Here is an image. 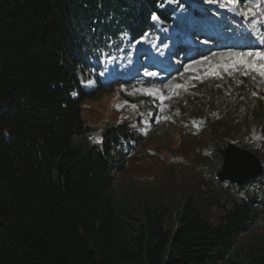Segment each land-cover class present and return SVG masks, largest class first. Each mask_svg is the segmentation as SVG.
I'll return each mask as SVG.
<instances>
[{
	"label": "trees",
	"instance_id": "trees-1",
	"mask_svg": "<svg viewBox=\"0 0 264 264\" xmlns=\"http://www.w3.org/2000/svg\"><path fill=\"white\" fill-rule=\"evenodd\" d=\"M162 1L0 0V264H264V173L243 187L214 176L230 126L204 133L211 156L167 170L189 175L170 185L184 189L170 223L165 206L121 183L120 146L141 144L129 125L107 127L101 147L89 137L82 105L101 93L79 88L89 58L124 29L140 37L153 11L168 23Z\"/></svg>",
	"mask_w": 264,
	"mask_h": 264
},
{
	"label": "rangeland",
	"instance_id": "rangeland-1",
	"mask_svg": "<svg viewBox=\"0 0 264 264\" xmlns=\"http://www.w3.org/2000/svg\"><path fill=\"white\" fill-rule=\"evenodd\" d=\"M149 36L146 35V39ZM128 39L129 37L125 35L121 46ZM205 58L207 59V56L194 61L193 65L199 66L198 62L203 61ZM211 63L210 60L207 61V64ZM92 66L94 67V63ZM211 69L207 73L211 74ZM190 70L181 71L174 77L179 81L182 79L189 80V88L180 92L181 95H184V98H175L170 102L172 110L166 111L164 105L159 106L156 103V106H159L161 115L165 119H169L164 120V122L161 121L154 129L149 118L144 115L143 110L138 107L136 102L128 99L125 95V88L118 84L107 86L105 90L95 96L85 97V104L88 107H85V105L82 107L83 120L87 126L91 127L89 136L96 146H102L104 130L110 126L128 123L131 128L144 131L148 137L145 141V149L142 147L141 150L135 151L136 158L134 160L139 163L133 164L131 162L128 172L122 175L120 180H122L121 183L126 184L131 181L130 183H134L133 186H138L140 194L149 195L147 198L150 201L165 206L169 223L180 210L179 204L184 197L182 185L173 189H170V185L173 184L174 186L175 183H179L183 179L186 181L189 175L185 174L187 172H184V170L181 172L174 170L173 175L169 176L167 170L171 166L174 169H179L183 163L187 164L182 167H187L191 164V160L194 161L196 157L211 155V144L207 137L203 136V132L208 130L210 126L220 130H226V127L230 126L228 128L230 133L229 143L233 142L236 147L251 150L254 153L256 149H259L260 124H257L253 115L256 99L251 95L250 87L253 83L262 82L264 76H261L258 71L247 70V66H245L242 68L235 67L228 73L217 71L218 76L204 77V82L194 83L189 78ZM238 71L247 73L246 77L243 76L245 74L240 75ZM142 88L137 87V93L135 94V90H132L130 92L131 96H140L138 91ZM163 89L164 87H161V90ZM148 103L154 106L152 101H144L142 104L147 113L151 114L152 109ZM118 105H123L125 108L117 110L116 106ZM200 106L201 108L198 110ZM140 116L147 120V125L138 121ZM198 117L202 118V123L194 128L191 119ZM146 148L155 151L154 156L148 155V152L145 153ZM192 148L195 152L191 154L189 150ZM164 176H168V178L164 180ZM169 179L172 181H169ZM260 227H262L261 232L263 233L264 219ZM246 257V255L241 258L234 257L233 264H249Z\"/></svg>",
	"mask_w": 264,
	"mask_h": 264
},
{
	"label": "water",
	"instance_id": "water-1",
	"mask_svg": "<svg viewBox=\"0 0 264 264\" xmlns=\"http://www.w3.org/2000/svg\"><path fill=\"white\" fill-rule=\"evenodd\" d=\"M262 170L261 162L254 153L231 143L225 150L224 163L217 172V178L241 186L246 181L258 177Z\"/></svg>",
	"mask_w": 264,
	"mask_h": 264
},
{
	"label": "snow or ice",
	"instance_id": "snow-or-ice-1",
	"mask_svg": "<svg viewBox=\"0 0 264 264\" xmlns=\"http://www.w3.org/2000/svg\"><path fill=\"white\" fill-rule=\"evenodd\" d=\"M209 2H210V0H209ZM152 19L156 20L157 17L155 15H153ZM238 55H239V59H238L237 63L246 64V66L249 70L258 71L261 76H264V51H247L244 53H240ZM246 57L247 58H257L260 61V63L258 65L255 63H248L245 60ZM232 67H235V65H232ZM225 70H227V69H225ZM211 74L217 75L218 73L213 71Z\"/></svg>",
	"mask_w": 264,
	"mask_h": 264
},
{
	"label": "bare ground",
	"instance_id": "bare-ground-1",
	"mask_svg": "<svg viewBox=\"0 0 264 264\" xmlns=\"http://www.w3.org/2000/svg\"><path fill=\"white\" fill-rule=\"evenodd\" d=\"M221 61H223V60H220V62H221ZM213 63H215V62H213Z\"/></svg>",
	"mask_w": 264,
	"mask_h": 264
}]
</instances>
